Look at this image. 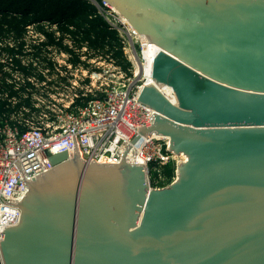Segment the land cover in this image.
Wrapping results in <instances>:
<instances>
[{
  "label": "water",
  "instance_id": "obj_1",
  "mask_svg": "<svg viewBox=\"0 0 264 264\" xmlns=\"http://www.w3.org/2000/svg\"><path fill=\"white\" fill-rule=\"evenodd\" d=\"M152 45L155 111L121 162L50 158L0 242V264H264V0H104ZM170 90L169 99L162 90ZM186 157L152 186L140 137Z\"/></svg>",
  "mask_w": 264,
  "mask_h": 264
},
{
  "label": "built area",
  "instance_id": "obj_2",
  "mask_svg": "<svg viewBox=\"0 0 264 264\" xmlns=\"http://www.w3.org/2000/svg\"><path fill=\"white\" fill-rule=\"evenodd\" d=\"M84 1L98 8L108 31L122 40L124 56L132 68L125 72L110 55L96 52L85 42L77 46L73 38L55 36L51 41L35 37L26 42V51L13 43L7 45L20 52H0V103L13 109L0 117V220L4 228L0 242L5 230L19 224L18 205L28 191L18 164L26 180H33L53 168L52 156L74 155L73 136L85 161L116 164L138 130L155 122V111L138 101L143 88L153 84L151 43L104 0ZM45 23L26 29L42 26L57 30L63 25ZM121 27L128 29L127 33L120 31ZM162 92L174 98L170 90ZM169 150V139L153 134L148 139L140 137L128 157L145 165L152 186L160 189L176 181L178 164L185 160ZM169 165L175 166L170 183L165 176Z\"/></svg>",
  "mask_w": 264,
  "mask_h": 264
},
{
  "label": "trees",
  "instance_id": "obj_3",
  "mask_svg": "<svg viewBox=\"0 0 264 264\" xmlns=\"http://www.w3.org/2000/svg\"><path fill=\"white\" fill-rule=\"evenodd\" d=\"M95 12L94 6L79 0H0V40L19 41L25 37L29 25L61 21V28L70 32L75 40L88 43L91 49L110 55L123 69H129L130 64L118 43V36L107 30L101 18L92 17ZM67 25L74 29L69 30ZM38 27L45 30L42 26ZM48 37L53 40L52 34ZM16 52L20 51L10 50L11 54ZM12 111L8 103H0V117ZM165 176L170 183L175 176L174 165L165 167Z\"/></svg>",
  "mask_w": 264,
  "mask_h": 264
},
{
  "label": "rangeland",
  "instance_id": "obj_4",
  "mask_svg": "<svg viewBox=\"0 0 264 264\" xmlns=\"http://www.w3.org/2000/svg\"><path fill=\"white\" fill-rule=\"evenodd\" d=\"M80 1V0H79ZM97 1H100V0H97ZM83 2H88V1H83ZM89 3V2H88ZM89 4H91L92 5V7L94 6V8H95V10H96V12H95V14H93L92 15V17L93 18H95V17H98V18H101L103 21H104V23L106 24V21H105V18L103 17V16H101V14L99 13V11H98V8L94 5V4H92V3H89ZM59 22H61V21H59ZM67 26H69V30H73L74 28H72V26H70V25H67ZM108 30V29H107ZM113 33V32H112ZM48 34H52L53 35V37H52V39H55V36L56 37H62V38H73V36H72V34L70 33V32H67V31H64L61 27L60 28H58L57 30H54V29H51L50 28V30H40L39 29V27H33V29L31 30H29V31H26V34H25V39L24 40H21V41H11V40H8V39H6V40H0V44H2V45H0V52L1 53H4V54H8V53H10V50H12L11 48L12 47H9L7 44H13V43H15V44H19L17 47L18 48H20V49H22V51L21 52H23V51H26V50H23V48L26 46V42L27 43H30L31 41H33V39H35V37H44V38H47V39H49L50 40V38L48 37ZM27 37H30L29 39H27V41H26V38ZM74 39V38H73ZM75 40V39H74ZM53 41V40H52ZM77 41V43H76V45L77 46H81L82 45V43L83 42H80L81 40L80 39H78V40H76ZM121 39L120 38H118V43H120V45H121ZM28 47H30V45L28 46ZM15 48V47H14ZM122 48V47H121ZM123 51V50H122ZM123 53H124V51H123ZM127 60V62L130 64V66H129V69H123V67L121 66V68L126 72V71H128V70H130L131 68H132V66H131V63H130V61H128V59H126ZM116 61V60H115ZM105 66H107L108 65V62H103V61H101ZM40 69H43V66H40L39 67ZM0 69H1V67H0Z\"/></svg>",
  "mask_w": 264,
  "mask_h": 264
},
{
  "label": "bare ground",
  "instance_id": "obj_5",
  "mask_svg": "<svg viewBox=\"0 0 264 264\" xmlns=\"http://www.w3.org/2000/svg\"><path fill=\"white\" fill-rule=\"evenodd\" d=\"M80 1H84V0H80ZM101 10H102V8H101ZM57 23H59V24H61V23H63V22H57ZM45 24H49V23H45ZM116 26H121L119 23H116ZM127 30L128 29H123V27H121V29H120V31H122V32H126L127 33ZM151 52V51H150ZM148 54V53H147ZM150 54V53H149ZM183 158L185 159V161H186V157H184L183 156ZM128 159H129V157H128ZM131 156H130V159H129V161L131 162ZM131 163H133V162H131ZM4 230V228H3V221L2 220H0V234H2V231ZM0 238H1V236H0Z\"/></svg>",
  "mask_w": 264,
  "mask_h": 264
}]
</instances>
